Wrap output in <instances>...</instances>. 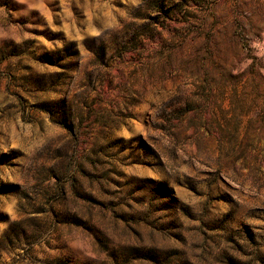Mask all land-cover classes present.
<instances>
[{
    "label": "rangeland",
    "instance_id": "rangeland-1",
    "mask_svg": "<svg viewBox=\"0 0 264 264\" xmlns=\"http://www.w3.org/2000/svg\"><path fill=\"white\" fill-rule=\"evenodd\" d=\"M0 264H264V0H0Z\"/></svg>",
    "mask_w": 264,
    "mask_h": 264
}]
</instances>
